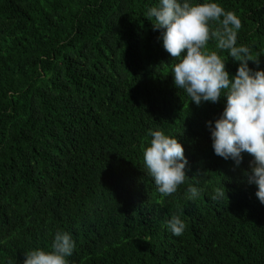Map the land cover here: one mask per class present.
I'll list each match as a JSON object with an SVG mask.
<instances>
[{
  "label": "trees",
  "instance_id": "trees-1",
  "mask_svg": "<svg viewBox=\"0 0 264 264\" xmlns=\"http://www.w3.org/2000/svg\"><path fill=\"white\" fill-rule=\"evenodd\" d=\"M216 2L241 20L264 70V0ZM159 0H0V264L75 242L68 264H264V204L239 166L217 156V103L174 85L178 61L147 12ZM215 29L218 25L210 22ZM230 78L239 62L210 40ZM151 131L175 137L186 179L162 197L144 163ZM227 198L212 200L217 188ZM190 186L200 195L188 200ZM185 223L182 236L167 226Z\"/></svg>",
  "mask_w": 264,
  "mask_h": 264
},
{
  "label": "clouds",
  "instance_id": "clouds-1",
  "mask_svg": "<svg viewBox=\"0 0 264 264\" xmlns=\"http://www.w3.org/2000/svg\"><path fill=\"white\" fill-rule=\"evenodd\" d=\"M153 28L162 30L165 51L178 61L172 66L174 85L183 89L190 101L200 105L202 101L219 102L226 97V106L219 119L208 122L213 139L214 153L225 160L232 159L236 165L242 162V153L254 158L249 184L257 186L256 196L264 204V70L254 73L248 67L253 59L247 46L237 45L240 18L216 2L190 3L189 0H159V5L147 12ZM215 22L218 27H210ZM210 40L216 48L227 51L229 57L239 62L234 77L230 78L225 60L217 51H208ZM150 146L144 151V163L154 179L162 197L175 193L186 179L188 163L184 148L175 137L162 131H151ZM200 191L190 186L186 196L195 200ZM226 189L217 188L213 201L220 202ZM174 236H182L185 223L179 216L167 222ZM53 251L33 250L25 253L24 264H68L66 257L72 255L75 242L67 232H57L51 245Z\"/></svg>",
  "mask_w": 264,
  "mask_h": 264
}]
</instances>
